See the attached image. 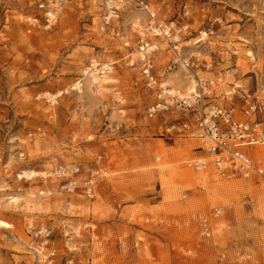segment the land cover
<instances>
[{
  "label": "rangeland",
  "instance_id": "1",
  "mask_svg": "<svg viewBox=\"0 0 264 264\" xmlns=\"http://www.w3.org/2000/svg\"><path fill=\"white\" fill-rule=\"evenodd\" d=\"M43 1L62 7L57 24L29 32ZM148 10L188 25L191 69L169 68ZM106 11V0H0V264H33L40 229L52 264H264V145L247 150L263 172L250 178L189 167L202 143L167 132L172 113L147 116L155 95L139 61L152 41L170 86L214 79L217 103L243 117L245 99L264 101V0H125L109 24ZM93 60L114 66L102 84ZM252 119L264 126V112Z\"/></svg>",
  "mask_w": 264,
  "mask_h": 264
},
{
  "label": "built area",
  "instance_id": "2",
  "mask_svg": "<svg viewBox=\"0 0 264 264\" xmlns=\"http://www.w3.org/2000/svg\"><path fill=\"white\" fill-rule=\"evenodd\" d=\"M107 11L104 16L105 24L112 19L120 17V11L125 0H106ZM42 11L40 16L27 17L29 32L34 29H50L57 24L62 11L60 5L49 4L43 1L39 4ZM150 23L148 30L154 36L162 37L174 52V60L170 67L178 64L191 69L189 57L182 53L180 42L182 35L188 31V25H177L174 22L164 23L150 10ZM159 47L149 40H143L139 46L142 75L148 89L154 91L155 100L150 105L147 116L153 118L159 114L172 113L176 118L169 122L166 131L171 135L179 134L191 139L200 140L205 156L194 159L188 163L189 167L196 170H204L210 166L218 168L224 174L233 172L244 178H250L254 172L262 174L249 153V147L264 145V126L257 119H252L259 112H264V101H250L245 99V107L242 116H239L234 105H220L216 101V81L205 79L194 74V79L186 91L174 89L166 78L155 73L154 53ZM113 64L110 62L99 63L93 60L87 74L92 81L109 77L113 72ZM96 79H99L96 81ZM48 100H54L55 96H48ZM221 209H215L214 215L218 216ZM212 219L206 217L202 222L203 235L212 236ZM51 232L48 229H40L36 235L41 236V244L31 247L35 257L33 264H52L55 261L56 249L50 246ZM47 249V250H46ZM69 264H73L72 261Z\"/></svg>",
  "mask_w": 264,
  "mask_h": 264
},
{
  "label": "bare ground",
  "instance_id": "3",
  "mask_svg": "<svg viewBox=\"0 0 264 264\" xmlns=\"http://www.w3.org/2000/svg\"><path fill=\"white\" fill-rule=\"evenodd\" d=\"M106 78H107V77H106ZM185 78L187 79V77H185ZM188 79H190V77H189ZM97 80H99V79H96V81H97ZM99 83H101V82H99ZM183 83H184V80L181 79V80L179 81V85H182ZM78 84H80V82H78L77 85H78ZM101 84H102V83H101ZM77 85H76V86H77ZM172 87H173V86H172ZM77 88H79V87H77ZM173 88H174V87H173ZM174 89H175V88H174ZM25 174L27 175V177H30V176H35V175L37 174V172H36V171H31L30 173H25ZM17 199H18V198H13V200H17ZM0 223L3 224V225H8V224H7L6 222H4V221H0Z\"/></svg>",
  "mask_w": 264,
  "mask_h": 264
}]
</instances>
